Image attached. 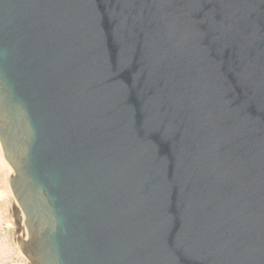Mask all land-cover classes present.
Returning a JSON list of instances; mask_svg holds the SVG:
<instances>
[{
  "label": "water",
  "instance_id": "obj_1",
  "mask_svg": "<svg viewBox=\"0 0 264 264\" xmlns=\"http://www.w3.org/2000/svg\"><path fill=\"white\" fill-rule=\"evenodd\" d=\"M0 147L27 264H264V0H0Z\"/></svg>",
  "mask_w": 264,
  "mask_h": 264
},
{
  "label": "rangeland",
  "instance_id": "obj_2",
  "mask_svg": "<svg viewBox=\"0 0 264 264\" xmlns=\"http://www.w3.org/2000/svg\"><path fill=\"white\" fill-rule=\"evenodd\" d=\"M2 168L0 167V174ZM13 199L6 176H0V264H27L16 240V220Z\"/></svg>",
  "mask_w": 264,
  "mask_h": 264
},
{
  "label": "bare ground",
  "instance_id": "obj_3",
  "mask_svg": "<svg viewBox=\"0 0 264 264\" xmlns=\"http://www.w3.org/2000/svg\"><path fill=\"white\" fill-rule=\"evenodd\" d=\"M0 167L2 168V173L0 174L1 175H4L6 176V180H7V183H8V179H9V176L12 174V170H11V167L10 165L5 161V159L3 158V155H2V152H1V147H0ZM8 188H9V185H8ZM10 189V188H9ZM11 193V191H10ZM12 196V194H11ZM12 199H13V202L16 204L17 206V203L16 201L14 200L13 196H12ZM19 248V246H18ZM20 250V249H19ZM21 252V251H20ZM26 259V258H25ZM27 261V259H26Z\"/></svg>",
  "mask_w": 264,
  "mask_h": 264
}]
</instances>
